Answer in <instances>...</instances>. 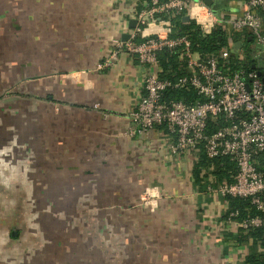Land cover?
I'll use <instances>...</instances> for the list:
<instances>
[{"label": "crops", "instance_id": "1", "mask_svg": "<svg viewBox=\"0 0 264 264\" xmlns=\"http://www.w3.org/2000/svg\"><path fill=\"white\" fill-rule=\"evenodd\" d=\"M243 1L211 0L231 17L241 13ZM0 2L10 18L4 17V26L0 15V34L11 32L10 43L26 49V81L42 85L32 96L43 99L42 110L50 115L59 112L61 161L106 160L110 177L125 179L115 186L126 190L129 210L138 211L126 220L129 260L245 264L248 255L264 254L259 241L247 238L249 232L227 222L229 206L213 192L218 186L213 178L208 176L204 186L195 184L194 161L190 155H172L162 129L131 134L130 112L140 97L141 70L126 53L109 66L104 62L112 40H124L133 28L134 0ZM146 188L161 197L156 208L139 203Z\"/></svg>", "mask_w": 264, "mask_h": 264}, {"label": "built area", "instance_id": "2", "mask_svg": "<svg viewBox=\"0 0 264 264\" xmlns=\"http://www.w3.org/2000/svg\"><path fill=\"white\" fill-rule=\"evenodd\" d=\"M134 2L133 28L125 41L112 40L104 62L109 66L126 53L141 70L140 97L130 112L131 134L160 128L172 155H190L196 162L195 148L202 144L207 158H228L236 167L232 182H223L213 192L247 200L257 215L236 221L234 212L227 222L244 233L264 230V0H244L234 17L212 12L201 0ZM185 17L203 37L216 27L246 30L251 44L238 56L231 55L237 43L233 39L215 54L193 51L188 37L175 31L174 23ZM165 51L185 64L186 74L175 81L162 78L158 56ZM241 65L250 69L243 71ZM169 89H192L199 99L192 104L167 101ZM220 118L228 124L207 135V122Z\"/></svg>", "mask_w": 264, "mask_h": 264}, {"label": "rangeland", "instance_id": "3", "mask_svg": "<svg viewBox=\"0 0 264 264\" xmlns=\"http://www.w3.org/2000/svg\"><path fill=\"white\" fill-rule=\"evenodd\" d=\"M10 34H0V264H135L126 256V220L138 211L115 186L125 179L110 177L105 158L61 161L59 112L50 115L32 96L42 85L27 83L26 49ZM147 189L138 201L156 208L161 197Z\"/></svg>", "mask_w": 264, "mask_h": 264}, {"label": "trees", "instance_id": "4", "mask_svg": "<svg viewBox=\"0 0 264 264\" xmlns=\"http://www.w3.org/2000/svg\"><path fill=\"white\" fill-rule=\"evenodd\" d=\"M262 17L264 18V16ZM174 26L178 35H185L188 37L192 43V50L203 55L217 53L221 48L226 46L228 39H233L234 42H239L240 50L248 49L249 45L251 44L248 40V34L246 30L227 31L222 27H216L209 35L203 37L193 22H184L181 18H178V20L174 23ZM177 57L178 56L176 54L166 51L159 54L158 58L162 67V78L165 80L175 81L177 78L186 74L185 64L183 62H179ZM241 66L243 71L250 69V66ZM232 69H235V67ZM165 97L167 101L175 100L187 104H192L199 99L197 94L192 89H169L165 93ZM227 124L228 122L222 118L214 122L209 121L207 122L206 134L210 135L217 129ZM195 155L196 162H194L192 166L191 175L195 184L204 186L203 184L207 183L208 176L213 178L214 184L220 185L223 182H232V176L236 172V167L235 164L230 162L228 158H207L203 152L202 144L196 146ZM224 199L227 201L229 206V211L226 218L230 213L234 212H237V216L234 218L236 221H240L247 216L252 217L257 215V212H255L247 200L231 197H226ZM247 238L254 242L259 241L261 243V247H264V230L254 229L249 232ZM245 264H264V254L248 255L245 260Z\"/></svg>", "mask_w": 264, "mask_h": 264}, {"label": "water", "instance_id": "5", "mask_svg": "<svg viewBox=\"0 0 264 264\" xmlns=\"http://www.w3.org/2000/svg\"><path fill=\"white\" fill-rule=\"evenodd\" d=\"M201 1L207 6H211L212 5L211 0H201ZM183 21L184 22L188 21V18L187 17L183 18ZM133 25H134V22H131V27H133ZM127 37L128 36L126 35V38L124 39V41L127 39ZM234 48L235 49H239L240 48V43L239 42L235 43L234 44Z\"/></svg>", "mask_w": 264, "mask_h": 264}]
</instances>
